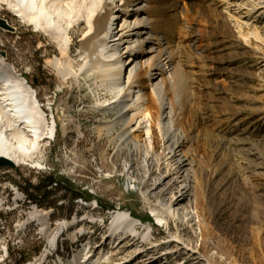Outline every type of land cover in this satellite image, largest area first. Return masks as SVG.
<instances>
[{"label": "rangeland", "instance_id": "rangeland-1", "mask_svg": "<svg viewBox=\"0 0 264 264\" xmlns=\"http://www.w3.org/2000/svg\"><path fill=\"white\" fill-rule=\"evenodd\" d=\"M219 8L226 13V5ZM254 16L264 23V13ZM0 18L16 29L11 32L0 28V58L31 86L50 125H55L54 135L44 143L37 159L16 167L0 166V200L4 203L0 211V264H28L49 247L37 224L19 232L18 226L28 220L30 212L46 214L51 232L60 223L71 221L85 226L86 231L77 234V239H69L68 233L62 238L64 260L68 263L75 255L76 261L78 257L82 259L88 244L95 249L108 244L104 242L110 235V222L120 209L141 220L144 225L139 226L140 232L151 227L156 247L140 255L138 249H127L131 243L125 244L109 264H152L154 260L157 264H208L193 250L212 255V264H264V32L257 28L261 22L253 18L250 30L244 31L237 21L229 19L237 38L225 37V52L215 51L214 56L219 57L226 53L232 63L229 76L218 78L227 97L216 102L218 110H206L208 118L204 117L205 127L200 133L231 140L236 151L227 164L202 160L199 171L194 173V167L188 166L181 175L191 185V202L202 198L207 206V216L203 212L206 222L198 216L191 224L168 219L163 227L155 219L153 207L157 198L168 201L172 197L175 176L156 193L158 196L152 197L149 194L159 179L155 157L146 162L144 149L134 153L129 149L118 151L106 132L99 131L115 116L97 107L115 100L116 90L103 83L104 78L97 80V71H81L87 52L93 51L91 25L80 21L71 30L73 44L66 59L48 34L22 22L7 6H0ZM55 63H61L63 69ZM44 176H54L66 189L43 201L41 207L29 202L22 184L24 179L36 184ZM74 192L92 197L91 202L73 199ZM104 218L110 222L102 229L99 222ZM87 233L90 236H84ZM170 235L179 237L181 244H172ZM78 239L88 243L81 246ZM150 246L147 242L144 250ZM52 254L47 264H60Z\"/></svg>", "mask_w": 264, "mask_h": 264}, {"label": "bare ground", "instance_id": "bare-ground-1", "mask_svg": "<svg viewBox=\"0 0 264 264\" xmlns=\"http://www.w3.org/2000/svg\"><path fill=\"white\" fill-rule=\"evenodd\" d=\"M95 1L0 0V6H7L22 22L33 24L48 34L65 58L73 44L71 30L74 26L80 21L91 25L93 51L87 52L81 71L87 68L97 71L95 78H104L102 82L116 90L115 100L97 107L115 116L99 131L106 132L110 144H116L118 151L129 149L134 153L144 149L146 162L155 157L159 179L149 194L152 197L175 176L172 197L168 201L157 198L153 207L159 225L164 227L168 219L191 224L195 216L206 222L207 206L202 198L191 202V185L181 175L188 166L194 167V173L199 171L203 167L200 166L202 160L227 164L236 151L231 140L213 133L201 134L200 129L205 127L204 117L208 118L206 110H218L216 102L227 97L218 78L229 76L228 68L232 63L228 62L226 53L221 57L214 55L216 49L225 52V37L237 38L229 19L237 21L240 29L250 30L254 14L264 13V0H98V4ZM221 4L226 5V13L220 10ZM254 21L261 22L256 18ZM261 23L257 28L264 32V23ZM113 26L116 28L112 37ZM116 52L124 57L122 68L119 64L115 67L119 72L111 67ZM55 65L61 70L64 67L61 63ZM72 67L69 63L68 68L73 72ZM54 132L55 125H50L34 90L0 58V159L16 166L35 160ZM147 198L150 202L151 198ZM3 207L0 200V211ZM204 211L206 216H203ZM140 221L130 212L118 210L110 222V235L105 238L104 243L108 241V244L98 249L90 244L84 248L82 259L78 257L76 261V257L69 263L64 260V264H109L123 245L130 243L129 251L138 249L140 255L149 252L156 247L152 242L154 235L150 226L149 231L140 232L139 226L144 225ZM32 223L37 224L40 235L48 239L49 247L28 264H46L50 253H54V246L60 244L67 233L69 239H77V234L86 231L85 226L79 227L77 222L71 221L60 223L51 232L47 215L35 210L18 226L19 232L24 233ZM170 239L172 244H181L177 236L170 235ZM147 242L152 246L144 250ZM193 252L197 258L202 257L203 262L213 263L212 255L205 256L201 250ZM156 261L152 264H157Z\"/></svg>", "mask_w": 264, "mask_h": 264}, {"label": "trees", "instance_id": "trees-1", "mask_svg": "<svg viewBox=\"0 0 264 264\" xmlns=\"http://www.w3.org/2000/svg\"><path fill=\"white\" fill-rule=\"evenodd\" d=\"M22 186L28 194L29 201L31 203L35 202L41 207L43 206V201L46 202L51 199L61 189H66L58 180L55 179L54 176H44L36 184H32L31 180L24 179ZM73 199H83L89 202L92 197H87L82 192H74ZM99 204H101V202H99ZM112 209L114 208H108V210Z\"/></svg>", "mask_w": 264, "mask_h": 264}, {"label": "water", "instance_id": "water-1", "mask_svg": "<svg viewBox=\"0 0 264 264\" xmlns=\"http://www.w3.org/2000/svg\"><path fill=\"white\" fill-rule=\"evenodd\" d=\"M0 28L7 30V31H11V32L16 31V29L14 27H12L11 25L8 24L7 20L2 19V18H0ZM0 166L1 167H16L11 162H7V161L1 160V159H0Z\"/></svg>", "mask_w": 264, "mask_h": 264}]
</instances>
